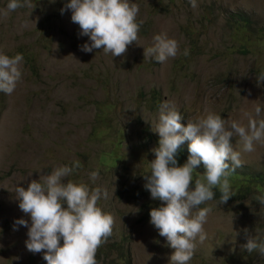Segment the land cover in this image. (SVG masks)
<instances>
[{"label":"rangeland","instance_id":"rangeland-1","mask_svg":"<svg viewBox=\"0 0 264 264\" xmlns=\"http://www.w3.org/2000/svg\"><path fill=\"white\" fill-rule=\"evenodd\" d=\"M8 2L0 0V9ZM31 2L33 9L0 18V51L24 57L15 91L0 92V264H47L43 252L27 250L28 228L15 223L31 224L15 188L77 160L81 167L62 182L108 189L110 198L98 202L115 217L108 243L122 242L130 264H169L174 250L166 238L137 205L117 201L113 193L141 187L140 176L150 175L152 150L159 147L153 130L165 100L177 106L184 126L206 110L244 124L242 112L255 104L264 113V82L256 80L264 72V0H197L196 9L189 0H132L139 6L137 21H143L139 45L118 57L81 50L91 41L80 35L70 9L61 12L70 0ZM162 31L179 41L180 54L164 64L144 59V48ZM241 158L243 166L264 171V146ZM96 170L100 178L93 183L89 174ZM195 171L203 179L202 163ZM255 197L240 193L230 203L213 199L200 206L212 207V214L208 239L191 264H264L258 252L241 249L245 228L264 240V206ZM110 249V261L99 264H118V245Z\"/></svg>","mask_w":264,"mask_h":264},{"label":"clouds","instance_id":"clouds-1","mask_svg":"<svg viewBox=\"0 0 264 264\" xmlns=\"http://www.w3.org/2000/svg\"><path fill=\"white\" fill-rule=\"evenodd\" d=\"M189 4L193 9L198 7L197 0H189ZM24 7L34 8L31 0H9L6 8L0 9V18ZM66 9L71 10V21L79 25L80 35L91 41L81 46L84 52L99 49L105 55L118 57L126 54L134 42L139 45L143 21H137L139 6L132 0H70L61 12ZM178 54L179 41L166 31L155 35L153 44L143 53L144 59L160 64ZM189 54L185 48L183 55ZM23 62L21 53L9 56L0 51V92L10 96L15 91L22 79ZM256 80L258 85L264 82V72ZM242 116L246 124L242 120L222 119L220 114L206 110V115L188 120L184 126L174 103L165 100L159 106L153 130L159 134V147L152 150L155 159L150 162V175L144 177V187L152 199L163 202L151 209L150 223L174 250L169 264H191L198 246L208 239L205 225L212 214V207L200 206L214 199V189L221 194L219 204L235 195L229 177L243 166L242 154L255 152L258 144L264 146L261 105L255 104L252 111H243ZM233 138H238L235 145ZM186 141L189 156L186 163L178 166L176 156ZM226 161H231V166ZM201 163L205 169L203 179L194 176ZM80 167L78 160L73 161L71 166H58L42 174L27 188H15L19 208L30 216L31 224L24 219L15 223L28 228L27 250L43 252L47 264H99L98 249L113 235L114 215L98 206L99 201L110 198L108 189L70 179L62 182ZM89 178L95 183L100 178L99 170L91 172ZM255 200L264 206V193ZM243 232L247 242L241 249L264 256V240L249 234L246 228Z\"/></svg>","mask_w":264,"mask_h":264},{"label":"trees","instance_id":"trees-1","mask_svg":"<svg viewBox=\"0 0 264 264\" xmlns=\"http://www.w3.org/2000/svg\"><path fill=\"white\" fill-rule=\"evenodd\" d=\"M242 20H244L245 26L249 24V20L242 16ZM148 135V134H147ZM149 136V135H148ZM150 138V136H149ZM188 141L184 143L181 150L176 156L177 165L182 166L184 163H186L187 158L189 156L188 152ZM231 166V163L229 161H226ZM141 179V187H138L137 185H132L129 188H126L122 195L119 191H114L113 195L117 201L120 202H131L132 205H137L138 209L142 210L144 213V220L150 218V211L153 208H158L162 206V203L160 200H154L151 198V194L148 190L145 189L144 185L146 184L144 181V177L140 176ZM231 179V186L233 189V192L235 195L231 196L229 200L226 203H230L233 201H236L240 193H248L252 196H256L255 193L258 192L259 194L264 193V171L262 170H254L250 169L246 166H242L240 168H237L235 170V173H233L230 176ZM192 187H195L194 181L192 182ZM215 191V197L214 199L219 201L220 198V192L218 189H214ZM264 223V222H263ZM264 225V224H263ZM119 247L118 256L116 258V262L118 264H130V258L127 254V250L122 242L115 241L113 244L105 243L102 247L98 249L97 253V260L98 261H110V258H108L109 254L111 253L110 246L113 247Z\"/></svg>","mask_w":264,"mask_h":264}]
</instances>
